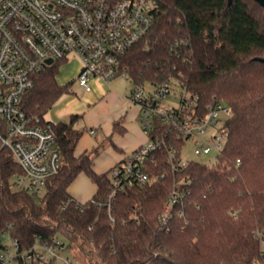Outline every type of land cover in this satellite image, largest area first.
<instances>
[{"label": "trees", "instance_id": "obj_1", "mask_svg": "<svg viewBox=\"0 0 264 264\" xmlns=\"http://www.w3.org/2000/svg\"><path fill=\"white\" fill-rule=\"evenodd\" d=\"M158 3L152 29L122 57V66L132 85L175 81L196 97L199 116L218 103L227 106L223 153L213 165L188 161L173 172L167 152H156L150 163L156 180L116 195L109 214L108 173L95 171L93 154L75 155L83 135L78 117L69 123L47 118L71 94L72 83L59 84L55 63L35 77L22 107L51 126L62 155L59 173L33 196L14 188L20 168L0 153V233L10 232L22 250L58 239L73 264L264 263L254 236L264 233V62L256 60L264 58V8L255 0ZM155 125L180 155L184 143L161 121ZM82 174L96 185L85 202L69 191ZM176 186L184 196L163 225Z\"/></svg>", "mask_w": 264, "mask_h": 264}, {"label": "built area", "instance_id": "obj_2", "mask_svg": "<svg viewBox=\"0 0 264 264\" xmlns=\"http://www.w3.org/2000/svg\"><path fill=\"white\" fill-rule=\"evenodd\" d=\"M158 12V0H0V153H8L20 168L14 188L40 196L62 166L51 126L32 120L22 107L35 77L55 63L76 58L80 62L76 81L86 92L92 90V81L111 84L118 78L130 79L122 57L150 32ZM171 92L170 79L150 84L149 89L145 84L131 86L127 99L139 109L147 141L109 170L110 191L104 203L109 214L116 195L156 180L150 168L156 152H167L173 172L187 166L188 161L157 133V120L179 141L193 140L196 155L216 153L219 158L223 153L227 133L222 115L229 117L230 109L218 103L199 116L196 97L182 89L177 104L170 100ZM182 196L177 186L173 188L161 217L163 225ZM254 236L264 251V233ZM66 250L58 239L38 240L22 250L10 232L0 233L2 264H73Z\"/></svg>", "mask_w": 264, "mask_h": 264}, {"label": "crops", "instance_id": "obj_3", "mask_svg": "<svg viewBox=\"0 0 264 264\" xmlns=\"http://www.w3.org/2000/svg\"><path fill=\"white\" fill-rule=\"evenodd\" d=\"M91 86L92 90L86 92L85 103L68 108L62 115L69 117V120L59 122L69 123L73 116L78 117L76 128L80 121L84 122L86 129H83L75 155L93 154L94 169L98 174H103L143 145L147 137L139 123L138 107L127 99L130 89L125 79L118 78L111 84L92 81ZM83 176L85 180H90L83 174L79 177ZM82 185L73 196L85 202L95 194L96 185L91 180L89 186L86 182H82Z\"/></svg>", "mask_w": 264, "mask_h": 264}, {"label": "rangeland", "instance_id": "obj_4", "mask_svg": "<svg viewBox=\"0 0 264 264\" xmlns=\"http://www.w3.org/2000/svg\"><path fill=\"white\" fill-rule=\"evenodd\" d=\"M80 71V62L76 58H72L67 62H64L59 67V74L57 75V80L59 84L66 85L68 83L71 84V94L69 96L62 97L55 106L50 110L49 114L47 115V118L49 120H52L54 122L59 121H68L69 117H65L62 115L65 111H67L70 107H77L79 104L85 103V97L87 95L86 91L79 85V83L76 81V78L78 76V73ZM127 82L128 88L130 89L132 86V82L130 79L125 80ZM145 87L147 89L150 88V84H145ZM129 90L127 91V93ZM182 92V88L175 82L172 81V92H171V101L174 103V101L177 102V104L180 103L179 95ZM177 98V99H176ZM175 102V103H176ZM167 104H169V101H167ZM63 116V117H62ZM228 117L222 115V119H227ZM78 128L80 129H86L84 122L80 121L78 124ZM212 134H216L217 131L211 130ZM195 143L193 140L189 139L186 140L185 143L182 145L180 150V157L184 161H198L204 164L213 165L217 162L218 157L216 153H211L207 155H196L195 152ZM84 177V176H83ZM82 182H86V185H90V180H88L85 177L81 178L79 177L70 187L69 191L72 195H75L77 190L81 188ZM75 264H78L75 262Z\"/></svg>", "mask_w": 264, "mask_h": 264}, {"label": "water", "instance_id": "obj_5", "mask_svg": "<svg viewBox=\"0 0 264 264\" xmlns=\"http://www.w3.org/2000/svg\"><path fill=\"white\" fill-rule=\"evenodd\" d=\"M256 2H258L263 8H264V0H255ZM232 0H229V3H231ZM256 60L260 61V62H264V58H257ZM48 63L51 64L52 60H48Z\"/></svg>", "mask_w": 264, "mask_h": 264}]
</instances>
